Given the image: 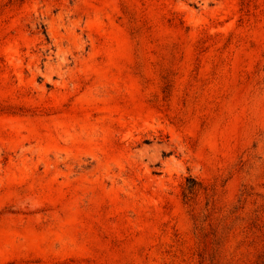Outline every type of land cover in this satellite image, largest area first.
I'll use <instances>...</instances> for the list:
<instances>
[{
  "label": "rangeland",
  "instance_id": "374dc122",
  "mask_svg": "<svg viewBox=\"0 0 264 264\" xmlns=\"http://www.w3.org/2000/svg\"><path fill=\"white\" fill-rule=\"evenodd\" d=\"M0 264H264V0H0Z\"/></svg>",
  "mask_w": 264,
  "mask_h": 264
}]
</instances>
